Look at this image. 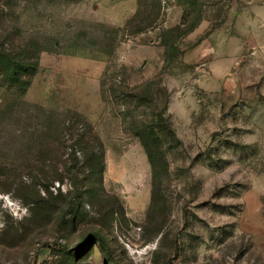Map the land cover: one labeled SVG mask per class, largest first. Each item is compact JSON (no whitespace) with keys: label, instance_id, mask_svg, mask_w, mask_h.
<instances>
[{"label":"rangeland","instance_id":"obj_1","mask_svg":"<svg viewBox=\"0 0 264 264\" xmlns=\"http://www.w3.org/2000/svg\"><path fill=\"white\" fill-rule=\"evenodd\" d=\"M0 264H264V0H0Z\"/></svg>","mask_w":264,"mask_h":264},{"label":"trees","instance_id":"obj_2","mask_svg":"<svg viewBox=\"0 0 264 264\" xmlns=\"http://www.w3.org/2000/svg\"><path fill=\"white\" fill-rule=\"evenodd\" d=\"M34 47L35 46H33V49H34ZM29 49H30V47H29ZM4 57L10 63V66L8 68L9 70L7 71V75L11 78L20 77V75H22L21 74L22 71H19V72L17 71L18 67L16 65V63H17L16 61H22L23 62V61L31 60V59L35 60L34 64L32 65L31 72L36 71L39 67V54H37L36 52L35 53L31 52L30 50H25L24 52H22V54L18 57L19 59L16 58L15 56H13L11 53L4 54ZM150 158H151V156H150ZM90 241H95L96 243H98L102 247L107 246V242H106L105 238H103L100 234L91 233V234L86 235L83 242H90Z\"/></svg>","mask_w":264,"mask_h":264}]
</instances>
